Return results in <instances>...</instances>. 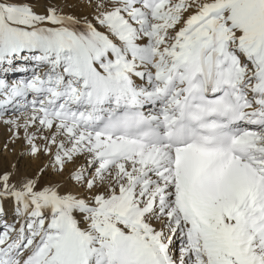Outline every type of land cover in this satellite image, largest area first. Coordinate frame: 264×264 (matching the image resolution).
<instances>
[{"label": "snow or ice", "instance_id": "obj_1", "mask_svg": "<svg viewBox=\"0 0 264 264\" xmlns=\"http://www.w3.org/2000/svg\"><path fill=\"white\" fill-rule=\"evenodd\" d=\"M0 124V264H264V0H0Z\"/></svg>", "mask_w": 264, "mask_h": 264}, {"label": "bare ground", "instance_id": "obj_2", "mask_svg": "<svg viewBox=\"0 0 264 264\" xmlns=\"http://www.w3.org/2000/svg\"><path fill=\"white\" fill-rule=\"evenodd\" d=\"M68 9H66L67 11ZM10 136V133L7 131V128L3 125L0 124V163L4 164V162H8L10 164L16 163L17 161L19 162V166L21 167V171L31 173L35 167V163H30L27 158L25 159H20L19 158V146H16L15 151H2L4 144L7 142L8 138ZM12 146L9 145V148ZM8 167L0 165V171L5 170Z\"/></svg>", "mask_w": 264, "mask_h": 264}, {"label": "rangeland", "instance_id": "obj_3", "mask_svg": "<svg viewBox=\"0 0 264 264\" xmlns=\"http://www.w3.org/2000/svg\"><path fill=\"white\" fill-rule=\"evenodd\" d=\"M12 164H13V162H12ZM12 164H10V163H8V162H4V164H1V163H0V165L5 166V167H8V166H10V165H12ZM20 169H21V167H20Z\"/></svg>", "mask_w": 264, "mask_h": 264}]
</instances>
